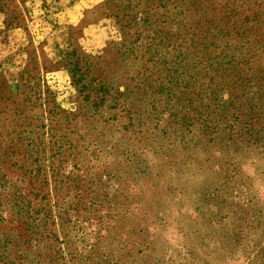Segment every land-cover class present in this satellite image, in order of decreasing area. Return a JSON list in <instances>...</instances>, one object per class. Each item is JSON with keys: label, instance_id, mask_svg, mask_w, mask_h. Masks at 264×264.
I'll return each mask as SVG.
<instances>
[{"label": "rangeland", "instance_id": "1", "mask_svg": "<svg viewBox=\"0 0 264 264\" xmlns=\"http://www.w3.org/2000/svg\"><path fill=\"white\" fill-rule=\"evenodd\" d=\"M0 264H264V0H0Z\"/></svg>", "mask_w": 264, "mask_h": 264}]
</instances>
